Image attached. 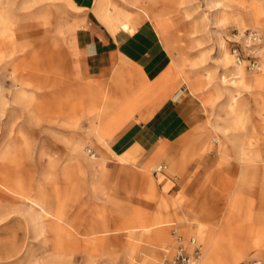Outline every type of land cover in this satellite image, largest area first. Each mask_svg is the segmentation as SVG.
I'll return each mask as SVG.
<instances>
[{
	"label": "rangeland",
	"instance_id": "obj_1",
	"mask_svg": "<svg viewBox=\"0 0 264 264\" xmlns=\"http://www.w3.org/2000/svg\"><path fill=\"white\" fill-rule=\"evenodd\" d=\"M176 1L174 10L165 12V16L171 15L170 34L173 36V39H169V47L165 49L178 59L182 69L191 68L204 72L208 84H221V89H225L227 95L224 104L227 115L225 130L235 131L234 126L244 128L248 117L256 115L257 105L260 103L258 100L261 99L260 96H264V88L258 92L257 89H247L236 83L235 76L238 68H241L248 78L264 75V0ZM43 2L52 3L51 12L46 10ZM60 6L69 8L70 12L66 14ZM93 6L100 10V14L93 11ZM87 7L94 17L100 16L105 20L112 33L113 28L108 21H116L114 26H117V29L118 25L129 23L125 15L116 9L127 15L130 12H139L142 18H145L143 10L121 0H91ZM248 7L259 8L263 18L257 25L243 19L249 12ZM71 10H80L73 0H0L2 182L7 180L14 184L17 180L19 185L30 188V195H34L36 190L50 193L54 186L57 198L65 206L63 209L62 204L61 216L55 207L51 208V213L58 215L61 221L51 217L45 223L48 225L42 228L40 219L31 220L33 210L29 203L21 200V203L17 204L8 198L3 200L0 204V264H159L163 258L172 255L177 244L174 237L169 235V231L174 228L170 223L181 221L182 218L165 217L163 220L145 221L142 211L127 213L125 204H118L117 213H102V209H96L93 220L88 217L85 219L83 214L82 217L76 215L79 209L83 211L85 206L96 201L91 195L90 186L93 184L90 182L93 175L99 176L100 173H94V170L85 164L92 161L95 165L108 167L110 163L118 160L107 148V143L119 124L108 114L109 98L105 93H100V107L92 110L81 108L78 104L72 105L67 99L63 107L60 98L54 108L50 107L49 102L59 96L58 92L52 91L68 80L60 63V46L63 33L71 28L56 26L62 16L71 19ZM159 10L156 9L153 13ZM50 15L52 23L47 26L52 25V29L46 30V20L50 19ZM148 19L152 24L153 17ZM143 23L148 24V21ZM131 27L135 29L134 26ZM250 31L257 32L258 42L253 43L245 38ZM121 33L124 36V32ZM51 35V43L41 42ZM43 45H46L51 56L48 61L39 57V50ZM223 56H228L229 64L224 62ZM252 59L257 62L259 70L247 66ZM79 90L83 91L81 87ZM234 96L239 97L245 107L242 113L230 121ZM246 97L251 98L255 109H250ZM41 106H46L48 112L43 111ZM84 113H94L90 119L94 122L85 125L82 122ZM260 119L263 121L261 131L264 135V119ZM105 127L108 128L104 130ZM243 143L251 145L249 139ZM250 158L245 155L243 161L259 163ZM8 159H13V162ZM134 160L135 158L131 160L132 164L135 163ZM78 167L81 173L78 172ZM155 167L156 164H145L142 168L151 170ZM62 168H67V171L62 172ZM48 174L54 177L52 186L48 184L50 182L47 183ZM109 176L106 171L105 179L108 181ZM149 179V193L152 196L155 179L150 174ZM160 179L162 176L158 174L156 180ZM166 189L167 187L163 186L162 192ZM117 196L124 198L120 194ZM134 196L135 199H141L140 195ZM152 199L154 198L149 200ZM263 214L262 211L255 213L256 218L260 217L262 221L258 220L256 228L246 230L253 234L250 241L252 248L259 247L256 253L234 249L231 244L237 238H234L233 232L224 236L206 237L205 225L202 223L197 224L200 233L192 230L183 237L179 229L175 231L176 235L182 236L179 245L183 249L186 241L192 239L194 244L190 247H198L199 255L201 243V264L207 261L210 264H264ZM116 215L118 221L108 222L110 216L115 218ZM250 216V213L244 210L239 213L240 218L235 225L238 227L241 224H250L253 221L249 219ZM141 219L144 220L145 228L138 227L142 223ZM57 223H61L60 226L57 227ZM162 224H167L164 227L165 235ZM157 229H161L163 236L160 242L155 243L152 234L156 233ZM227 231L229 233L234 230L228 227ZM146 233L152 234L149 237ZM56 244L63 250L56 251ZM153 248L155 251L151 252Z\"/></svg>",
	"mask_w": 264,
	"mask_h": 264
},
{
	"label": "crops",
	"instance_id": "obj_2",
	"mask_svg": "<svg viewBox=\"0 0 264 264\" xmlns=\"http://www.w3.org/2000/svg\"><path fill=\"white\" fill-rule=\"evenodd\" d=\"M73 2L80 10H71V19L62 16L56 26L71 28L63 33L60 46V63L68 80L52 91L59 96L49 102L50 107L54 108L60 98L62 105L67 99L72 105L92 110L100 107V93H105L109 98L108 114L119 124L107 143L118 160L108 167L92 161L85 164L94 173H100L93 175L90 182L91 195L96 201L83 211L79 209L76 215L83 214L85 219L93 220L96 209L117 213L118 204H125L127 213L142 211L145 221L182 218L170 223L174 228L169 235L177 244L192 230L200 233L197 224L202 223L206 237L233 232L239 240L231 244L234 249L256 253L259 247L252 248L253 234L246 230L256 228L262 221L255 213H264V165L245 162L239 157L242 144L248 139L252 144L249 155L252 150L264 155L263 121L252 115L242 130H225L226 90L221 89V84H208L204 72L182 69L178 59L165 49L170 45L169 39H173L171 16L153 20L151 24L145 14L142 18L139 12L127 15L116 9L135 27L132 34L123 36L114 26L116 21H108L114 29L112 33L105 20L93 16L87 7L91 0ZM43 4L51 12L52 3ZM62 9L66 14L70 12L69 8ZM92 9L100 14L96 6ZM49 23H52L51 15L46 20V30L52 29V25L47 26ZM52 38L46 36L41 42L51 43ZM246 100L250 109H255L251 98ZM83 115L85 125L94 122L90 120L94 113ZM145 164L161 165L162 169L154 173V168L143 169ZM65 171L67 168H62ZM106 171L110 174L109 181L105 179ZM149 174L155 179L152 196ZM158 174L162 179L156 180ZM163 186L167 187L164 192ZM134 195H140L141 199H135ZM244 210L253 221L237 227L235 222ZM112 220L118 221L117 215L110 216L108 222ZM165 225L162 224L164 235ZM228 227L234 231L227 233ZM176 229L182 236L176 235ZM186 248L190 250L188 245Z\"/></svg>",
	"mask_w": 264,
	"mask_h": 264
},
{
	"label": "bare ground",
	"instance_id": "obj_3",
	"mask_svg": "<svg viewBox=\"0 0 264 264\" xmlns=\"http://www.w3.org/2000/svg\"><path fill=\"white\" fill-rule=\"evenodd\" d=\"M121 1L124 3L130 4L132 6H136V7L140 8L141 10H143V12L147 16V18L153 17V20L167 17V16H165V12H168V11L172 12L174 10V7L177 6L176 0H121ZM248 8H249V12L246 15H244L245 17L243 19L245 21L252 23V25H257L258 21H260L263 18L259 13V8H254V7H248ZM156 9H160V10L157 11L156 13H153V11L154 10L156 11ZM170 16L171 15L168 14V17H170ZM134 31H135V29L132 28L130 26V24L127 22H124L121 25H118V32H124L126 34H132ZM39 52H41V53H39L40 59H44L46 61L51 59V56L49 55L48 48L46 47V45H43L41 47V49L39 50ZM223 58H224V62L226 64L230 63L228 56H225V57L223 56ZM259 69H260V67L258 66L257 70H259ZM235 77H236V81H237L236 83H238L239 85H241L247 89H257V92H258V91H261L262 88H264V75H256L252 78H248L244 75L243 70L241 68H238V71H237ZM236 97L234 96L232 98L234 103H233V105H231V109H230L231 110L230 113H231V117H232V118H230V121H233L235 119V117H237L240 113H242L244 110V107H245L243 104V101L239 97L238 98H236ZM260 98L261 99L258 100L260 103L257 105L258 108L256 109V116L264 119V96L263 97L260 96ZM40 108L43 111L48 112L46 110V108H47L46 106H41ZM64 122L67 124V122L65 120H64ZM234 127H235V129H234L235 131H240L243 128L242 126L241 127L234 126ZM107 128L108 127H105L104 130ZM102 131H103V129H102ZM263 132H264V128H263ZM251 145H250V143H243L242 144L243 150L240 151V154H242L240 159L243 160L244 156L248 155L251 157L250 159H255L257 162L264 165V161H263L264 155L263 154L258 155L255 150H252V152H251L252 155H249V149H250ZM8 160H10V162H13V159H8ZM2 177H3V175L0 171V185H1L0 186V189H1L0 204L3 202V200H7V198L13 199L14 203H17V204L21 203V200H24L25 202L30 204L31 210H33V215L32 214L30 215L31 220H33L34 218L40 219L42 221V223L40 225L42 228H44V227H46V225H48L45 223H47L48 219L49 218L51 219V217L56 219L58 222L61 221L60 220L61 218L58 217V215H54L53 214L54 212L51 213V208H53V207H55V209L58 210L60 216L62 213L61 212L62 203L57 198L56 192L54 190V186H52L54 184V182H53L54 177L52 175L48 174L46 176L47 183L50 182L48 184L52 186L50 193H44L42 190H36L34 195H30V193H29L30 188L29 187H25L24 185H19L20 183H18L17 180H15L16 183H14V184L12 182H7V180L2 182V179H4ZM24 201H22V203ZM230 206H232V204ZM141 221H142V223L140 225H138V227L145 228L144 220L141 219ZM60 224L61 223H57V227L60 226ZM157 230L158 231L156 233L154 232V234H152L153 235V242H155V243L160 242L161 238L163 236V232L161 231V229H157ZM186 245L189 246V248H190L189 251H191L192 250V247H190L191 244L185 243V246ZM176 246H177V244H176ZM155 248H153V250H152L153 252H154ZM54 249H56V251H58V252L63 250V249H60L58 247V244H56V246H54ZM185 250L188 251L187 248ZM201 259H202V249H200V252H199V255L197 258L198 264H201ZM205 264H210V262L207 261V262H205Z\"/></svg>",
	"mask_w": 264,
	"mask_h": 264
},
{
	"label": "built area",
	"instance_id": "obj_4",
	"mask_svg": "<svg viewBox=\"0 0 264 264\" xmlns=\"http://www.w3.org/2000/svg\"><path fill=\"white\" fill-rule=\"evenodd\" d=\"M245 38L253 43L258 42L259 36L256 31H250L247 33ZM234 52V50H233ZM235 59L238 61L237 55H235ZM249 66L250 69H255L257 70L258 65L255 60H251V62L247 65ZM162 169L161 165H157L154 169L153 172H158ZM179 238L178 236L176 237V241H178ZM194 240L189 239L188 243H190L193 246ZM197 258H198V247L194 246L192 247L191 252L185 251L179 244L175 247L174 252L172 255L168 258H163L159 264H198L197 263ZM258 264V263H255Z\"/></svg>",
	"mask_w": 264,
	"mask_h": 264
}]
</instances>
